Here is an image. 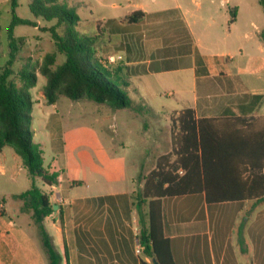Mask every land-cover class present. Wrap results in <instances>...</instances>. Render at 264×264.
Returning <instances> with one entry per match:
<instances>
[{"label": "crops", "instance_id": "crops-1", "mask_svg": "<svg viewBox=\"0 0 264 264\" xmlns=\"http://www.w3.org/2000/svg\"><path fill=\"white\" fill-rule=\"evenodd\" d=\"M131 8L122 13L125 20L135 11L145 16L130 23L132 29L122 22V72L138 79L165 75L169 86L179 88L173 75L186 70L191 93L181 98L189 97L185 108L195 109L197 117L223 118L222 123H236L233 117H253L250 122L256 123L257 130L264 127V42L259 36L264 21L244 18L253 11L247 0H151L150 5L138 0ZM211 47L215 52L204 49ZM198 56L206 73L198 74ZM139 85L135 88L142 89ZM7 174L0 166V176ZM119 195L113 194L109 216L102 220L88 216L85 229L74 230L73 246L66 242L68 222L62 212L63 231L58 222L57 234L65 259L46 229L62 256L61 264H155L144 253L136 255L128 219L135 214L138 218V212L122 207ZM250 202V211L236 210ZM223 205L233 209L221 210ZM6 220H10L8 213L0 215V264H49L40 237L33 238L31 227ZM162 220L174 264H264V201L207 205L204 194L186 195L163 200Z\"/></svg>", "mask_w": 264, "mask_h": 264}, {"label": "rangeland", "instance_id": "rangeland-1", "mask_svg": "<svg viewBox=\"0 0 264 264\" xmlns=\"http://www.w3.org/2000/svg\"><path fill=\"white\" fill-rule=\"evenodd\" d=\"M63 1L73 6L81 18L76 27L78 32L98 36L95 46L102 60L110 55L122 57V22H126L123 24L127 28L133 26L122 13L134 10L131 7L138 0H60ZM142 1L147 5L151 3V0ZM31 2L20 0L16 11L19 17L35 20L29 9ZM247 2L253 6V11L245 13L244 18L252 17L262 23L264 11L259 0ZM11 22V0H0V66H4L9 58L8 33ZM54 24V21L38 19L36 27H14V35L21 38L23 43L18 45L10 80L22 86V70L27 69L36 75V85L29 90L34 101L30 128L33 141L40 144L43 150L45 166L58 172L59 177L58 184L53 187L47 186L39 178L35 183L43 193L49 195L52 203L58 205L53 215L56 219L60 215L59 210H62L68 222L65 227L66 242L73 246L77 240L74 230L79 228L83 231L88 216L102 220L112 211V204L101 205L86 198L127 193L136 200L133 192L140 188L138 177L151 171L160 156L171 153V119L176 118L189 104V97H181L191 93L187 90L190 74L186 70L175 73L173 77L177 79L175 84L179 88H173L168 85L171 82L164 81L165 75L147 74L138 79L122 72L121 58L111 65L118 74L113 80L130 97L131 107L115 109L88 99L72 101L63 95L58 96L56 104H48L44 95L47 78L41 74L40 68L49 54H55L53 69L65 60L52 38L50 29ZM57 31L61 34L63 27H58ZM204 49L207 53L216 50L214 47ZM231 49H234V45ZM127 81L131 82L130 87L125 85ZM139 84H142V89L135 88L140 87ZM0 166L8 170L7 176H0V215L8 213L9 219L20 224L19 227L30 226L33 238L37 240L39 231L31 212L26 213L23 201L15 197L29 189L32 180L22 169L21 159L11 147H5L0 154ZM251 204L237 206L236 210L248 212L252 209ZM220 209L230 210L233 207L223 205ZM55 220L47 217L44 224L54 236V242L65 259L63 242L59 241L57 234L58 220ZM9 221L5 222L11 224ZM128 221L132 228L129 229L135 236L140 230L137 214ZM68 253L71 259L72 254L70 251Z\"/></svg>", "mask_w": 264, "mask_h": 264}, {"label": "trees", "instance_id": "trees-1", "mask_svg": "<svg viewBox=\"0 0 264 264\" xmlns=\"http://www.w3.org/2000/svg\"><path fill=\"white\" fill-rule=\"evenodd\" d=\"M19 2L11 0L9 58L4 66H0V152L11 147L21 159L32 185L15 197L23 201L26 212H31L49 264H61L62 256L44 225L45 218L54 215L55 204L35 183L39 178L47 186H56L59 173L45 166L41 145L33 141L30 119L34 101L29 90L36 85V75L24 69L20 74L22 86L10 80L18 45L23 43L14 35V27H36L38 19L55 22L50 29L52 38L65 60L53 69L55 54H49L40 68L41 74L47 78L44 95L48 104H56L58 96L63 95L72 101L88 99L124 109L131 107V99L113 80L116 68L102 62L95 46L98 36L78 32L76 27L81 18L73 6L60 0H32L29 4L35 19L32 20L17 15ZM259 4L264 11V0H259ZM144 16V12L135 11L127 21L136 23ZM61 26L63 32L60 34L57 29ZM259 36L264 42V28ZM197 62L200 66L198 74L206 73L201 68V57L198 56ZM253 119L233 117L231 120L236 123H222L223 118L197 117L193 108L181 110L176 118L171 119V153L160 156L151 171L138 177L140 188L133 192L136 200L127 193L119 195L122 196V207L129 212L134 209L138 212L139 238L144 255L153 258L155 264H174L170 240L163 233V200L204 194L207 205L264 201V127L257 130L256 123L250 122ZM113 199V195H107L88 198L87 201L105 205L113 204ZM59 214L58 222L63 231L61 209ZM142 264L147 263L142 261Z\"/></svg>", "mask_w": 264, "mask_h": 264}, {"label": "built area", "instance_id": "built-area-1", "mask_svg": "<svg viewBox=\"0 0 264 264\" xmlns=\"http://www.w3.org/2000/svg\"><path fill=\"white\" fill-rule=\"evenodd\" d=\"M122 57L120 55L115 56V55H110L108 57H106L104 60H102V62L106 65V66H111L113 64H115L118 60H120ZM2 205L0 204V209H1ZM134 248H135V253L137 256H141L144 253V246L141 243V240L139 238V233L135 234L134 236Z\"/></svg>", "mask_w": 264, "mask_h": 264}, {"label": "water", "instance_id": "water-1", "mask_svg": "<svg viewBox=\"0 0 264 264\" xmlns=\"http://www.w3.org/2000/svg\"><path fill=\"white\" fill-rule=\"evenodd\" d=\"M58 208V205L57 204H55L54 205V210H56Z\"/></svg>", "mask_w": 264, "mask_h": 264}]
</instances>
